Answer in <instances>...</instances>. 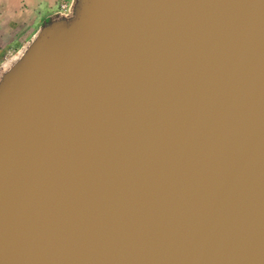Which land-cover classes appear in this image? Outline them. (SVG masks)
Returning a JSON list of instances; mask_svg holds the SVG:
<instances>
[{
  "label": "water",
  "instance_id": "obj_1",
  "mask_svg": "<svg viewBox=\"0 0 264 264\" xmlns=\"http://www.w3.org/2000/svg\"><path fill=\"white\" fill-rule=\"evenodd\" d=\"M0 264H264V0H77L0 79Z\"/></svg>",
  "mask_w": 264,
  "mask_h": 264
},
{
  "label": "rangeland",
  "instance_id": "obj_2",
  "mask_svg": "<svg viewBox=\"0 0 264 264\" xmlns=\"http://www.w3.org/2000/svg\"><path fill=\"white\" fill-rule=\"evenodd\" d=\"M76 2L77 0H54L50 7L43 1L38 2L37 5L34 4V2H30L27 5L26 3L21 2L20 10L23 12L27 11V15H33V17H30V22L26 23L25 26L23 24L22 28L14 33L21 37L18 39L19 43H10L7 48L0 49V79L2 75L22 56L29 44L34 40L35 35H37L39 30L45 24L53 20L69 19L72 17ZM5 3H7V0H5ZM43 5L45 8H43ZM32 23H35V29L33 31L28 29V26H31ZM26 33L29 34H27L28 36L25 38Z\"/></svg>",
  "mask_w": 264,
  "mask_h": 264
},
{
  "label": "crops",
  "instance_id": "obj_3",
  "mask_svg": "<svg viewBox=\"0 0 264 264\" xmlns=\"http://www.w3.org/2000/svg\"><path fill=\"white\" fill-rule=\"evenodd\" d=\"M42 1L45 4L47 3L49 7L54 2V0H7V3H5V0H0V49L7 48L10 43L18 42L21 37L14 33L21 29L23 24L25 26L26 23L30 22V17H33V15H27V11L23 12L20 10L21 2L26 3V5L34 2L37 5L38 2ZM43 8H45L44 5ZM34 24L32 23L31 26H28V29L33 31L35 29ZM27 34L29 33H26L25 38L28 36Z\"/></svg>",
  "mask_w": 264,
  "mask_h": 264
},
{
  "label": "bare ground",
  "instance_id": "obj_4",
  "mask_svg": "<svg viewBox=\"0 0 264 264\" xmlns=\"http://www.w3.org/2000/svg\"><path fill=\"white\" fill-rule=\"evenodd\" d=\"M35 36H36V35H35ZM12 59H15V58H12ZM12 59H11V60H12Z\"/></svg>",
  "mask_w": 264,
  "mask_h": 264
}]
</instances>
